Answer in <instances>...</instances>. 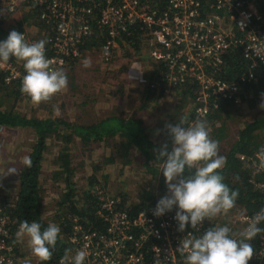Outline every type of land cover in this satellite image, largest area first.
<instances>
[{"label":"built area","instance_id":"obj_1","mask_svg":"<svg viewBox=\"0 0 264 264\" xmlns=\"http://www.w3.org/2000/svg\"><path fill=\"white\" fill-rule=\"evenodd\" d=\"M27 4L33 6L32 12L45 26V55L51 69H65L81 57L84 44L101 38L99 51L106 65L128 51L133 56L127 75L141 76L145 66L139 58L142 54L133 53L142 52L146 63L163 66L160 80L169 87L197 85L194 107L199 118L220 111L225 102L242 105L243 89L259 72L264 73V0H0V18L20 12ZM27 23H23L26 42L39 41L32 35L37 30L35 25ZM105 47L107 56L103 54ZM258 47L260 56L256 55ZM236 50L244 64L243 73L226 79V58ZM1 74L7 84L19 82L21 88L23 62L9 59L0 63ZM159 84L157 80L151 86ZM5 131L0 124V134ZM260 184L264 189V183ZM94 191L100 198L99 215L107 229L76 225L68 239V257L84 250L85 264H183L176 249L185 233L177 231L175 208L156 217L155 204L133 222L118 206L119 198L99 187ZM6 206L0 204V264H19L18 228L13 232ZM252 216L238 208L229 226L233 232L240 231ZM210 224L204 221L198 229L186 228V232L199 235ZM257 240L256 246L252 244L249 264L255 260L264 264V233Z\"/></svg>","mask_w":264,"mask_h":264},{"label":"trees","instance_id":"obj_2","mask_svg":"<svg viewBox=\"0 0 264 264\" xmlns=\"http://www.w3.org/2000/svg\"><path fill=\"white\" fill-rule=\"evenodd\" d=\"M32 9L33 6L27 4L20 12L1 17L0 40L5 39L11 30L23 33L24 21H29L27 25H31L29 23L33 22L35 26H38V29H44V24L35 17ZM26 12L29 13L27 15L23 14V17L20 16V13ZM137 30L139 31L140 29L137 27ZM101 44V38L99 40L92 39L82 46V50L100 48ZM10 59L22 63L15 58ZM226 63L230 67H228L229 72L224 75L226 79L235 78L240 73H243L244 64L237 50L227 56ZM154 67L148 77L147 95L152 96L156 92L158 98H163L168 96L170 90H175L177 94L175 99L181 100V103L178 106V112L172 115L169 124L184 121V126L186 127L196 120H204L209 124L210 138L218 141L219 152L226 158L223 168L217 171L223 177V182L230 189L238 191L239 195L235 202V204L239 205L238 208L254 215L261 207H264V189L260 184L264 183V172L256 171V164L258 163L257 153L264 147V110L259 107L262 100H264V96H262L264 94V73L259 72L256 78L248 83L242 92L243 100L249 101L252 105V109L255 112L253 117L241 123L234 136H230L227 125L222 123L221 126H216L215 122L221 120L223 115L231 116L229 109L235 105L225 102L220 111L206 118H199L195 113L194 107L197 85L189 83L185 86L169 87L167 83L160 80L164 72L163 66L155 65ZM157 80H159L160 84L157 87H152L151 84ZM18 83L7 84L3 75H0V124L11 128H32L37 137L29 158L31 164L30 166L25 165L24 169L20 171V188L16 198L11 200L7 189L0 187V204H7L6 211L11 218L13 232L25 220L30 223L33 221L40 223L42 229L49 223L57 224L60 228L58 240L50 260L45 262V264H64L63 261L71 250V244L68 239L73 236L76 225L90 230L105 231L107 229V223L100 216V198L94 191L99 185L95 175L88 176V178H91V185L80 192V198L76 194L73 179L77 167L72 162L70 152V144L73 139L79 138L84 145H90L95 142H109L117 137L121 138L119 141H123L120 144L122 150H126L128 156L132 150L137 151L144 160L143 171L146 174L150 172L153 176L159 177L162 189L166 187L164 177L160 173L164 161L157 152L163 144H168L170 150L171 142L166 128H164L160 138L153 140L152 134L154 132H150L144 119L137 116L111 115L96 122L74 123L59 117L42 118L21 113L15 110L14 104L9 106L5 104L9 99H15V101L23 99ZM52 140L54 141L51 142ZM58 140L62 142L61 147ZM49 143L59 148L55 158L57 171L54 172L53 179L63 185L64 190L59 198L55 214L53 213L54 219L45 216L42 188L43 168L46 163L45 158ZM2 192L3 195H1ZM116 197L120 199L118 206L126 210L131 220L135 222L139 217L148 213L150 208L163 195H156L153 189H145L138 193L137 200H132L127 193L118 194ZM209 221L211 222V227L229 226L228 222L227 224L222 223L218 219ZM260 227L264 228V222L260 224ZM258 237L254 239L253 246H256ZM35 264H40V262L37 260ZM251 264H260V262L255 260Z\"/></svg>","mask_w":264,"mask_h":264},{"label":"rangeland","instance_id":"obj_3","mask_svg":"<svg viewBox=\"0 0 264 264\" xmlns=\"http://www.w3.org/2000/svg\"><path fill=\"white\" fill-rule=\"evenodd\" d=\"M29 24L32 27L35 25L33 22ZM32 35L40 40L45 38L38 30H34ZM140 53L142 55L139 58L145 65L142 67L143 74L129 76L127 73L133 55L128 51H123L119 59L106 65L101 59L99 48L85 49L81 57L64 70L68 77L67 87L49 101L34 104L28 99H9L5 104H14L15 110L21 113L42 118L59 117L74 123L96 122L111 114L123 117L137 116L144 119L148 129L154 132L152 136L155 140L163 134L165 125L171 122L172 115L178 112L181 100L175 99V90H170L168 96L163 98H158L156 92L152 96L147 95L148 77L155 65L145 62V53L133 54L137 56ZM85 63L88 64L87 67L84 66ZM229 111L231 116L223 115L215 125H227L230 136H234L239 125L251 119L255 113L249 101H244L240 106H233ZM34 140V132L28 128H14L0 134V187L7 189L11 200L16 198L19 191V174L32 152ZM119 140L121 138L117 137L109 142L84 145L79 138L73 139L70 152L72 162L77 167L73 182L78 198L82 190L90 187V175H95L98 187L111 195L127 193L132 200H137L140 191L153 189L156 195L165 196L167 188H161L159 177L143 171L142 156L135 150L128 156L126 150H122L120 146L123 141ZM58 143L61 147L62 142L58 140ZM49 144L43 168L42 188L45 216L54 219V212L64 190L63 185L53 179V174L57 171L55 158L59 148ZM9 169H14V173H9ZM238 206L235 204L225 215L212 219L227 224L231 221L230 217L234 218L237 214ZM17 250L19 264L36 263L37 258L31 254L26 239L20 241Z\"/></svg>","mask_w":264,"mask_h":264},{"label":"clouds","instance_id":"obj_4","mask_svg":"<svg viewBox=\"0 0 264 264\" xmlns=\"http://www.w3.org/2000/svg\"><path fill=\"white\" fill-rule=\"evenodd\" d=\"M45 45L46 40L26 42L24 34L16 30L9 31L7 37L0 40V63L10 58L23 62L25 75L20 91L34 104L49 101L68 83L62 68H50ZM103 54L109 55L107 47ZM256 55L260 56L259 47ZM259 107L264 110V100ZM165 128L171 147L169 150V145L163 144L157 153L164 161L160 173L167 194L157 201L153 215L160 217L175 208L177 231L185 233L176 249L183 257V264H249L254 253L251 242L264 233V228L260 227L264 222V207L237 232L227 225L209 227L199 235L186 232V228L198 229L204 221L225 215L234 207L239 193L230 189L217 171L223 168L226 158L219 152L218 141L210 138L204 120H196L186 127L184 121H180L166 124ZM257 160L256 171L264 172V147L258 151ZM30 164L26 159L25 165ZM14 171L9 169V173ZM59 233L60 228L55 223L42 229L40 223L25 220L19 224L16 237L20 241L26 239L31 254L40 264H45L52 256ZM86 256L84 250H79L71 257L66 255L65 261L66 264H85Z\"/></svg>","mask_w":264,"mask_h":264},{"label":"crops","instance_id":"obj_5","mask_svg":"<svg viewBox=\"0 0 264 264\" xmlns=\"http://www.w3.org/2000/svg\"><path fill=\"white\" fill-rule=\"evenodd\" d=\"M37 25V24H36ZM36 27V29L39 31V33H41L43 36H44V33H43V29H38V26H35ZM38 40H40L39 38H37ZM82 53H83V50H82ZM76 60H78V59H75V60H72L68 65H67V67L72 63V62H74V61H76ZM66 69V68H65ZM65 69H63V70H65ZM10 104L9 103H7V106H9ZM10 108V107H9ZM112 116H118V115H115V114H111ZM110 115V116H111ZM107 117H109V116H107ZM105 118V117H104ZM100 120H103V118H101V119H99L98 121H100ZM6 127V130H12V129H14V128H11V127H7V126H5ZM23 129H27V128H23ZM28 129H32V128H28ZM33 130V129H32ZM33 132H34V137H35V140H36V133H35V131L33 130ZM150 132H152V130H150ZM154 134V133H153ZM35 140H34V144H35ZM27 146H29V144L27 145ZM34 146V145H33ZM33 148V147H32ZM31 155V154H30ZM30 155H29V158H30ZM29 158H28V160H29ZM25 167V166H24ZM24 169V168H23ZM231 218V217H230Z\"/></svg>","mask_w":264,"mask_h":264}]
</instances>
